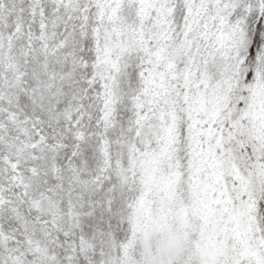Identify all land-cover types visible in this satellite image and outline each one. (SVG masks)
Here are the masks:
<instances>
[{"label":"snow or ice","instance_id":"obj_1","mask_svg":"<svg viewBox=\"0 0 264 264\" xmlns=\"http://www.w3.org/2000/svg\"><path fill=\"white\" fill-rule=\"evenodd\" d=\"M0 264H264V0H0Z\"/></svg>","mask_w":264,"mask_h":264}]
</instances>
